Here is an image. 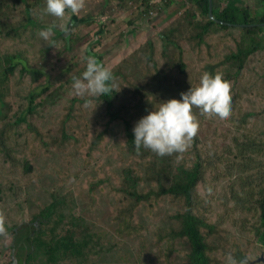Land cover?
<instances>
[{
    "label": "trees",
    "instance_id": "1",
    "mask_svg": "<svg viewBox=\"0 0 264 264\" xmlns=\"http://www.w3.org/2000/svg\"><path fill=\"white\" fill-rule=\"evenodd\" d=\"M126 1L129 0H123V3ZM178 1L159 0L151 3L150 0H141L143 5L140 4V11L145 14L155 11L154 15H147L155 27L160 17ZM194 2V6L186 12L176 14L169 25V21L166 22L165 31L158 39L165 49L171 45L179 48L178 42L172 39L180 35L187 36L190 45L181 53L183 60L179 65V73L188 74L185 56H201L198 59L201 63L199 69L211 76L219 75L222 82L229 85L231 115L228 120L220 121L204 116L194 108L193 114L199 129L190 147L183 153L174 152L161 156L148 148L141 147L137 150L133 144L132 128L147 111L159 106L165 94L168 93L169 96L164 100L179 99L182 91L197 86L199 81H194L189 76L190 72L186 82L176 80V75L171 71L167 74L168 67L154 73L146 84L151 106L144 108L136 118H131L133 104H123L118 108L116 106L120 98L116 86L121 73L112 70L109 93L98 97L76 95L60 113L40 125L34 123V117L47 103L41 97L49 91L50 81L30 89L22 99L13 97L9 102L0 94V231L11 232L17 264H40V261L57 264L63 257H72L75 264H96L103 240L110 236V241L114 243L110 247V253L117 255L119 260H125L123 250L129 247V242L135 241L137 251L142 252L136 264H219L213 262L210 254V244L207 241H211L213 235H206L203 231L208 221L201 218L198 200H208L209 188L215 178L219 177L216 182L218 187L222 180L220 178L227 174L222 173L223 169L239 175L234 168H224L225 165L221 163V159L232 156L234 149H238L239 155L247 152L249 157L256 158L253 166L243 158L244 164L249 167L248 180L252 186L255 181L254 167L264 166L250 144L239 141L244 137L248 139L244 130L247 121L264 117V45L260 38V32L264 28L247 27L264 23V17L255 19L250 16L248 9L234 5L222 12L215 9L212 17L210 0ZM88 22L89 18H75L67 32L71 27ZM36 24L29 16L23 26L33 27ZM239 24L247 26H236ZM0 29H4L2 21ZM12 31L18 32L16 29ZM93 37L96 45L103 42L99 36ZM95 57L98 62L102 61L100 55ZM145 62L148 66L157 65L153 54L145 56ZM17 63L18 61H13L6 68L4 77L15 72ZM69 67L70 64L65 68L66 72ZM169 67L173 68L174 64ZM20 72H28L32 83H39L41 80H38L43 75L41 70H28L27 65L22 66ZM235 77L242 79V83L239 81V96L244 97L243 102L237 104L232 91ZM95 105H102L105 112L96 115L97 107L89 112L87 106ZM241 105L249 109L243 117H240ZM114 132H121L116 147L111 145ZM15 141L21 143L20 147L12 144ZM226 152L229 154L224 155ZM258 152H264V144ZM76 156L83 159L82 167H86L83 171H92V175H87L83 181L80 173L73 170V159ZM241 158L234 156L236 162ZM66 168L73 176L72 180L77 182V191L68 192L67 195L53 183L55 178L61 181L59 175ZM213 173L217 175L214 176ZM45 176L50 178L52 186L45 187L41 184L46 180ZM81 183L82 187L78 189ZM237 183L238 186L231 185L224 192L223 196L226 198H222L223 207L218 210L215 219L227 212L224 208L226 204L234 206L232 199H227V192L236 195L242 185L240 179ZM30 187L46 190L52 201L40 209L41 199L46 192L24 196L25 190ZM244 194L248 198L249 193ZM262 194L259 220L262 229L258 231V236L264 244V190ZM72 197H79L78 201L83 206L81 218L72 213L67 216L60 214L62 208L72 211L76 207V200ZM171 200L177 202L179 209L177 216L171 218L182 223L181 230L177 233L172 229L161 228L160 214L167 211V208L170 209ZM85 202L91 204L92 210L99 209L101 205L110 206L119 224L125 221L122 215L126 209L132 213L129 218L131 224L141 222L146 228L133 237V231L125 238L114 237L101 225L113 223V218L106 219L101 224L92 223L85 218ZM213 211L214 202L211 198L207 213ZM24 212L30 213V219L18 225L14 222V217L17 213ZM149 217L152 218V226L145 224ZM164 221L168 222L166 218ZM59 230L64 234H60ZM101 232H104L103 236H99ZM95 242L99 249L93 247ZM168 249L171 250L167 251ZM237 257L241 255L238 254Z\"/></svg>",
    "mask_w": 264,
    "mask_h": 264
},
{
    "label": "rangeland",
    "instance_id": "2",
    "mask_svg": "<svg viewBox=\"0 0 264 264\" xmlns=\"http://www.w3.org/2000/svg\"><path fill=\"white\" fill-rule=\"evenodd\" d=\"M44 5L45 0H1L0 5V21L4 24V29H0V94H3L4 98L9 102L12 101L13 97L22 99L30 89L36 88L38 84H45L50 81L48 84L49 91L41 97L47 103L39 109V114L34 117L36 125L52 119L76 96L71 87V77L74 74L79 75L84 70L85 55H100L102 58L101 63L110 68V70L121 73L116 86L117 93L120 95L116 106L118 108L123 104L128 106L133 104L134 108L131 118L138 117L144 108L151 106V101L148 99L150 92L146 84L154 73L156 74L159 70L168 67L167 74L171 71L172 74L176 75V80L180 82H186L189 72V76L196 82L199 81V75L203 74V71L199 69L201 63L198 61L201 56L194 54L184 58V61L188 64V74H180L178 71L179 65L183 60H181V53L184 48L186 49L190 45L186 35H180L172 39L178 42L179 48L171 45L165 49L164 44L158 39V36L165 31L164 25L166 22L169 21V25L174 20V18H171L172 15H162L158 24L151 30L147 27V18L144 17L145 13L137 12L135 17L131 19L120 18V16L116 15L119 14L118 11H115L114 7L109 6V0H84V7L77 14L66 10L65 16L59 18L44 14L42 12ZM138 8V10L142 9L140 5ZM29 16L36 21V26H23ZM75 18H89V22L71 27L68 33V27ZM46 26H52V34L47 41L37 34L39 29ZM13 29L18 32L13 33ZM100 31L102 32L101 34ZM66 34L67 36H65ZM93 36H99L103 42H99L96 45ZM98 45L99 48L97 47ZM150 54H153L157 60L155 67L148 66L145 62V56ZM13 61H18L15 72L4 77V71ZM68 64H70V67L66 72L65 68ZM170 64H174V67L170 68ZM24 65L28 66V70L42 71L43 75L38 80H41L39 83H32L28 72L25 74L20 72L21 67ZM123 77H126V79ZM239 81L242 83L241 77L238 79L235 77L232 81L235 104L242 103L244 98L239 96ZM26 86L27 88H25ZM168 96V93L165 94V97L161 98L160 102ZM95 107H97L95 109L96 115L105 112V108L102 105L87 106V109L91 112ZM247 110L249 109L241 105L240 117H243ZM244 130L248 139L244 137L240 138L239 141L250 144L259 161L264 162V152H258L264 144V117H258L256 121H247ZM120 135L121 132H114V139L111 145L117 146ZM12 144L18 147L21 145L18 141ZM11 150L14 149L11 147ZM228 154V152L224 153V155ZM233 155L242 158L239 162H236ZM243 158L251 166L254 165L256 160V158L249 157L247 152L244 155H239L238 149L233 150L230 158L221 159V163L225 165L224 168H234L239 175H233L229 170L223 169L222 173L227 174L220 178L222 180L218 187L216 182L219 177L215 178L214 183L209 188L208 200L205 198L198 200L201 218L208 221L203 231L206 235L210 233L213 235V239L207 241L210 244V254L213 257V262L219 264H225L227 253H231L235 257L238 254L241 256L247 255L252 259L249 264H264L262 261H257L259 257L264 256V244L258 236V231L262 229L259 220L261 217L260 202L263 197L262 191L264 190V166L254 167L253 176L255 181L252 186V183L248 180L249 167L244 164ZM38 166L42 165L39 163ZM82 166V157L76 156L73 159V170L80 173L81 181L87 175H92L91 170L83 171L86 170V167ZM62 172L59 175L61 181L59 182L55 178L53 181L54 185L57 186L58 190L63 189L65 195L71 191L76 192L77 182L72 180L73 176L70 171L66 168ZM213 175L216 176L217 174L213 173ZM45 178L46 180L41 182V184L45 187L52 186L49 183L50 178L47 176ZM239 179L242 182L241 190L236 195H232L230 191L227 192V199H232L234 206L230 207L229 203L226 204L224 208L227 209V212L218 215L217 219H215L218 210L223 207L222 198H226L223 196L224 192L231 185L238 186L237 182H239ZM80 187H82V183L78 189ZM215 189L216 191L214 192ZM52 190H54L53 187ZM39 192H46L41 199V205L39 206L41 209L52 201V197L48 195L46 190L32 189L30 187L25 190L24 196L29 197ZM245 192L249 193L248 198L245 196ZM78 198L72 197V199L76 200V207L72 211L62 208L60 214L67 216L72 213L77 218H81L83 206H81ZM211 198L214 202V211L208 214ZM104 203L107 204V201ZM84 213L87 220L96 224H101L104 220L113 218V223L101 225L114 237L125 238L132 231L133 237L146 228L141 222L131 224L129 218L132 213L126 209L123 210L122 217L125 221L122 224H119L114 210L108 205H101L99 209L92 210L91 204L85 202ZM178 213L177 202L171 200L170 209L168 210L167 208V211L160 214L161 228L172 229L176 233L180 232L182 223L176 218H171L173 216L176 217ZM99 218L100 221H98ZM165 218L168 222L164 221ZM29 219L30 213H17L14 217V222L19 225L29 221ZM145 224L152 226V218H147ZM59 233L64 234L60 230ZM103 234L104 232H101L99 236H103ZM110 238L111 236L103 240L101 254H99V260L96 264H136L142 252L137 251L138 246L134 243L135 241L129 242V247L123 250L125 259L123 261L119 260L117 255L114 256L113 253H110V247L114 245ZM128 241L126 240V242ZM13 245L11 232L0 231V264H17L16 257L13 254ZM93 247L99 249L98 243L95 242ZM169 250L171 249L167 251ZM40 264H45V262L40 261ZM57 264H75V260L72 257H63L57 261Z\"/></svg>",
    "mask_w": 264,
    "mask_h": 264
},
{
    "label": "clouds",
    "instance_id": "3",
    "mask_svg": "<svg viewBox=\"0 0 264 264\" xmlns=\"http://www.w3.org/2000/svg\"><path fill=\"white\" fill-rule=\"evenodd\" d=\"M83 7L84 0H45L42 12L59 18L65 16L66 10L77 14ZM37 34L47 41L52 34V26L39 29ZM84 60V70L71 77L74 93L87 97L109 93L113 79L110 68L98 62L93 55H85ZM179 95V99L170 98L162 101L158 107H152L135 122L132 132L137 150L148 148L161 156L185 152L199 129L194 108L202 115L220 121L228 120L231 115L230 88L219 75L211 76L204 72L197 86H191ZM251 260L247 255L237 258L227 253L225 264H249Z\"/></svg>",
    "mask_w": 264,
    "mask_h": 264
},
{
    "label": "crops",
    "instance_id": "4",
    "mask_svg": "<svg viewBox=\"0 0 264 264\" xmlns=\"http://www.w3.org/2000/svg\"><path fill=\"white\" fill-rule=\"evenodd\" d=\"M194 1L195 0H179L175 5H173L166 11L165 15L166 16L172 15L171 18H174L176 14L178 13L182 14L183 12H186L188 8L194 6L195 4ZM213 1H214V10L216 9L218 12H222L225 9H227L230 5H234L237 8L248 9L250 12V16L255 19L264 17V0H213ZM142 2L141 0L138 1L129 0L123 3V0H109V6L114 7L115 11H118L119 14L116 15L120 16V18L125 17L131 19L135 17V14L137 12H140V10H138L139 9L138 6L142 4ZM144 17L147 18V27L153 30L154 27L150 23L149 17L146 16V14ZM260 24H264V23H260ZM260 27L264 28V26H260ZM260 38L262 39L264 45V30L260 32Z\"/></svg>",
    "mask_w": 264,
    "mask_h": 264
},
{
    "label": "water",
    "instance_id": "5",
    "mask_svg": "<svg viewBox=\"0 0 264 264\" xmlns=\"http://www.w3.org/2000/svg\"><path fill=\"white\" fill-rule=\"evenodd\" d=\"M210 12H211V16L214 17V1L213 0H210ZM236 26H239V27H246L247 25L245 24H239V25H236ZM256 27V26H264V24H251V25H248L247 27ZM257 261H262L264 262V256L262 257H259V259H257Z\"/></svg>",
    "mask_w": 264,
    "mask_h": 264
},
{
    "label": "built area",
    "instance_id": "6",
    "mask_svg": "<svg viewBox=\"0 0 264 264\" xmlns=\"http://www.w3.org/2000/svg\"><path fill=\"white\" fill-rule=\"evenodd\" d=\"M151 1V3H153V2H157L158 0H150ZM141 5H143V3L141 4ZM154 13H155V11L154 10H151L149 13H147V15H154Z\"/></svg>",
    "mask_w": 264,
    "mask_h": 264
}]
</instances>
